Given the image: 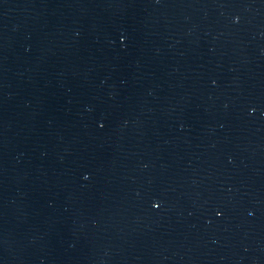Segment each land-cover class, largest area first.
Instances as JSON below:
<instances>
[{
    "label": "water",
    "instance_id": "95a60500",
    "mask_svg": "<svg viewBox=\"0 0 264 264\" xmlns=\"http://www.w3.org/2000/svg\"><path fill=\"white\" fill-rule=\"evenodd\" d=\"M0 264H264V0H0Z\"/></svg>",
    "mask_w": 264,
    "mask_h": 264
},
{
    "label": "snow or ice",
    "instance_id": "6c2138e0",
    "mask_svg": "<svg viewBox=\"0 0 264 264\" xmlns=\"http://www.w3.org/2000/svg\"><path fill=\"white\" fill-rule=\"evenodd\" d=\"M237 19H239V18H237ZM87 175H90V173H87ZM156 207H159V203L158 202H156ZM219 215H222L223 213L222 212H220V213H218Z\"/></svg>",
    "mask_w": 264,
    "mask_h": 264
}]
</instances>
